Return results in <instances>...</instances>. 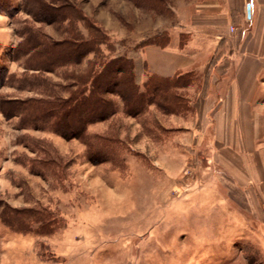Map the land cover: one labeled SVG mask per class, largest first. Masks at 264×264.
<instances>
[{"label":"rangeland","instance_id":"1","mask_svg":"<svg viewBox=\"0 0 264 264\" xmlns=\"http://www.w3.org/2000/svg\"><path fill=\"white\" fill-rule=\"evenodd\" d=\"M0 2L13 36L0 43L5 102L44 99L50 88L67 97L73 88L58 91L70 85L63 76L87 71L96 57L56 73L26 71L25 58L12 54L27 28L60 41L76 28L91 37L85 26L95 23L110 38L101 47L106 56H135L141 42L166 43L176 21L172 0ZM42 4L55 20L44 17ZM32 74L40 77L35 87ZM171 81L178 105L151 99L130 113L111 93L115 113L80 138L64 134L67 122L58 126V118L0 110V264H264V209L211 169L205 146L197 150L183 134L174 115L188 116L190 80Z\"/></svg>","mask_w":264,"mask_h":264},{"label":"crops","instance_id":"2","mask_svg":"<svg viewBox=\"0 0 264 264\" xmlns=\"http://www.w3.org/2000/svg\"><path fill=\"white\" fill-rule=\"evenodd\" d=\"M168 6L176 21L166 43L146 44L137 58L147 74L189 78L188 116L175 121L197 150L205 146L211 169L264 209V0ZM6 24L0 15V43L13 37Z\"/></svg>","mask_w":264,"mask_h":264},{"label":"trees","instance_id":"3","mask_svg":"<svg viewBox=\"0 0 264 264\" xmlns=\"http://www.w3.org/2000/svg\"><path fill=\"white\" fill-rule=\"evenodd\" d=\"M4 3H1L0 8ZM41 6L46 10L44 17H47V14L49 19L53 20L55 16L50 11L52 6L46 4ZM79 15L80 13L77 12L78 18ZM35 18L40 22H46L45 18H41L39 15H35ZM65 20L72 21L69 17ZM85 29H87L88 34L92 33L91 37L87 38L77 28L76 32L73 33L75 37L74 35L70 36L67 29L66 34L69 37L60 41H54L38 29L27 28L25 32L20 34L23 39L15 48L12 57L14 61L24 57L26 71L56 73L58 69H68L82 64L89 54H95L96 57L89 61L87 71L73 72L69 75L66 73V76H63L64 79L71 82L69 86L59 85L58 91H61V88H73L67 97L58 95L56 89L50 88L49 94L44 99L27 98L24 101L15 102L1 100L0 110L6 116L29 115L33 118L45 116L44 118L47 119L55 117L59 119L58 126L63 121L67 122L64 134L80 138L84 135L88 125L107 120L115 113L114 102L109 98L111 93L117 92L121 95L130 113H139L145 104H151V99H159V102L163 103L166 108L174 107L180 103L179 95L174 92L175 82L144 72L146 65L138 60L139 51L135 52V56L116 55L108 57L101 49L103 45L109 47L111 44L108 35L95 23L87 24ZM149 43L154 42H141L139 47ZM108 50L111 51L110 48ZM97 66H100L99 71H97ZM2 71L5 73V70ZM144 74L147 80L143 84L144 90L141 91L139 82L142 81L141 78ZM26 77L27 75L24 77L25 80H27ZM30 78H33L30 83L40 79L34 74ZM35 83H32L34 87L36 86Z\"/></svg>","mask_w":264,"mask_h":264},{"label":"water","instance_id":"4","mask_svg":"<svg viewBox=\"0 0 264 264\" xmlns=\"http://www.w3.org/2000/svg\"><path fill=\"white\" fill-rule=\"evenodd\" d=\"M248 14L250 15L249 7H248Z\"/></svg>","mask_w":264,"mask_h":264}]
</instances>
